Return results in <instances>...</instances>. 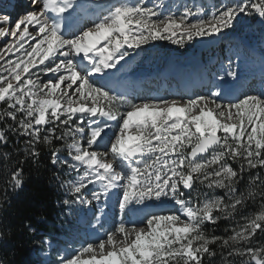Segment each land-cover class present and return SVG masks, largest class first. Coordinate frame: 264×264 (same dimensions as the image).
I'll return each mask as SVG.
<instances>
[{"label": "snow or ice", "instance_id": "obj_1", "mask_svg": "<svg viewBox=\"0 0 264 264\" xmlns=\"http://www.w3.org/2000/svg\"><path fill=\"white\" fill-rule=\"evenodd\" d=\"M204 11L159 0H29L14 21L0 13V211L8 192L23 188V165L38 164L40 146L51 165L75 176L61 181V203L88 210L78 223L90 239L69 243L55 264H264L256 243L264 235V54L237 39L193 94L119 86L145 45L213 43L241 17L259 24L264 49V0H221ZM257 195L259 209L227 235L205 231Z\"/></svg>", "mask_w": 264, "mask_h": 264}, {"label": "trees", "instance_id": "obj_2", "mask_svg": "<svg viewBox=\"0 0 264 264\" xmlns=\"http://www.w3.org/2000/svg\"><path fill=\"white\" fill-rule=\"evenodd\" d=\"M6 151L10 153L11 160L17 158L11 148ZM40 152L38 164L33 165L29 161L23 165V188L16 192L9 191L8 201L3 203V210L0 211V264H39L32 259V255L43 249L42 240L48 238L58 243L59 237L66 234L61 221L63 210L59 204L62 201L59 180L56 179L61 173L49 163L48 149L40 146ZM4 163L3 151H0V170ZM2 187L3 180L0 179V188ZM199 188L202 192L210 193L203 186ZM246 189L247 180L241 185L242 191L246 192ZM216 194L222 195L219 191ZM0 196H3V192H0ZM258 197L259 195L255 200L249 199L243 212L250 215L257 211L260 207V201H256ZM29 227L34 231L30 232ZM228 227L229 224L224 220L204 226L205 231L213 235H225V228ZM259 237L260 235L256 241Z\"/></svg>", "mask_w": 264, "mask_h": 264}, {"label": "rangeland", "instance_id": "obj_3", "mask_svg": "<svg viewBox=\"0 0 264 264\" xmlns=\"http://www.w3.org/2000/svg\"><path fill=\"white\" fill-rule=\"evenodd\" d=\"M238 21H240V19L238 18ZM180 37V33L177 34V39ZM198 41L197 43H186L183 47H180L179 45L176 44H172L170 41H165V40H158V41H154L149 45H145L144 48L146 49V51L144 52V54L141 57H137L135 58L133 61L134 66L132 67V70H137L138 68H147L149 65H153L155 62H157L158 58L160 59L162 56H167V61H170L172 59V56L174 57H180L179 55L182 54L184 52V55L182 57H188L190 59L192 58H198L200 56V53H198V51L202 52V50H205V48L208 46L207 44H212V43H206L204 45V43H202L201 39L197 38ZM200 41V43H199ZM6 43H0V49H3L5 47ZM169 50V51H168ZM169 52H172L173 54L176 53L177 56L175 55H169ZM218 54L217 56L221 58V60L226 61V57L230 54L229 53V48H220L218 50ZM207 52H204V54L202 53L201 56H205L207 55ZM7 58H14V57H9L6 56ZM215 69H213L212 71H215ZM65 158H67V153H64ZM57 171L59 173H61L60 177L61 179L58 181V186L60 185L61 181H70L73 180L75 178L74 174H68L67 169H60L58 167ZM60 190V196H61V200L65 197V190L61 189L60 187H58ZM209 196H211L213 193L210 192L208 193ZM256 199V198H255ZM256 201H260V197L257 198ZM253 201V202H256ZM116 202V199H115ZM114 202V205H115ZM113 202L111 200H109V208H111L112 210L115 211V207H112ZM248 203V202H247ZM60 207L63 210V217H62V223L64 224V227L66 228V232H67V236L65 238L61 239V242L64 241V243L66 241H69V243L73 244V241H77L78 239H80L81 237L84 238V236L88 237V233L89 230L87 224H82L81 226L78 224V219L85 214V209L81 208L78 205H74L71 207H66L64 206L61 202L59 203ZM171 204V201L167 202V205ZM245 208V207H244ZM242 210V209H241ZM238 211L235 214V218L234 219H230V220H224L225 222H227L229 224L228 228L234 227L235 224L237 223V221H240V217L241 215H249L246 214L245 212L242 211ZM116 212V211H115ZM118 219V217H117ZM91 222V220L89 221ZM242 222V221H241ZM210 223V222H208ZM206 223V224H208ZM225 233V232H224ZM78 234V235H77ZM225 235H227V233H225ZM73 237H78V239H73ZM87 241V240H86ZM60 242V243H61ZM68 243V242H67ZM257 244H264V235H260V237L258 238V240L256 241ZM43 245V243H42ZM42 253L45 252V246L43 245V250H41ZM39 252H37L35 255H32V259L35 260H39L40 264H43V260L39 257ZM89 258L87 256V254L82 257V259H87ZM57 259V255L55 256V261ZM236 259L237 264H239V258H234ZM54 263L52 264H55ZM217 262H219V257H217Z\"/></svg>", "mask_w": 264, "mask_h": 264}, {"label": "bare ground", "instance_id": "obj_4", "mask_svg": "<svg viewBox=\"0 0 264 264\" xmlns=\"http://www.w3.org/2000/svg\"><path fill=\"white\" fill-rule=\"evenodd\" d=\"M28 3V0H21V2H20V7L23 9L25 6H26V4ZM22 11H24V10H22ZM18 14H20L19 12H17V13H15V18H14V20L16 19V17H17V15ZM13 20V21H14ZM0 43H6V40H0ZM195 62H197L195 59H191V60H188V61H183V62H176V63H182V65H185V66H189L190 68H192V69H194L195 68V66H196V63ZM169 63H171V64H173V63H175V61H170V62H168L167 64H169ZM129 68V67H128ZM126 71H128V69H126ZM176 92H173V93H171V94H175ZM170 93H168V92H166V91H164L163 93H161L159 96H165V97H167L168 95H169ZM153 96H155V95H153ZM157 96V95H156ZM115 198V196H113L112 198H111V200H113ZM43 254V253H42Z\"/></svg>", "mask_w": 264, "mask_h": 264}, {"label": "water", "instance_id": "obj_5", "mask_svg": "<svg viewBox=\"0 0 264 264\" xmlns=\"http://www.w3.org/2000/svg\"><path fill=\"white\" fill-rule=\"evenodd\" d=\"M218 40H219V39L215 40V42L218 41Z\"/></svg>", "mask_w": 264, "mask_h": 264}, {"label": "built area", "instance_id": "obj_6", "mask_svg": "<svg viewBox=\"0 0 264 264\" xmlns=\"http://www.w3.org/2000/svg\"><path fill=\"white\" fill-rule=\"evenodd\" d=\"M243 24V23H242ZM242 24H241V26H242Z\"/></svg>", "mask_w": 264, "mask_h": 264}]
</instances>
